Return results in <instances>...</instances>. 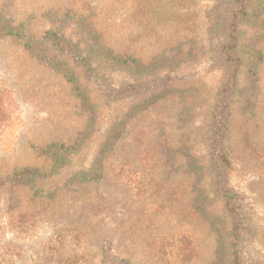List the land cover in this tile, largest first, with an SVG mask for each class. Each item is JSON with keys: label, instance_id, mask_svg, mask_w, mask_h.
Masks as SVG:
<instances>
[{"label": "rangeland", "instance_id": "374dc122", "mask_svg": "<svg viewBox=\"0 0 264 264\" xmlns=\"http://www.w3.org/2000/svg\"><path fill=\"white\" fill-rule=\"evenodd\" d=\"M249 5L222 146L243 258L264 264V0ZM232 7V0H0V27L34 44L31 51L27 38L0 36V264H228L233 220L214 192L210 137L223 78L224 34L215 23ZM93 36L144 71L95 58L85 41ZM253 50L259 59L248 57ZM54 142L74 149L50 173L40 151ZM97 157L99 179L70 180ZM25 168L47 174L36 193L13 180ZM198 190L207 194L202 216Z\"/></svg>", "mask_w": 264, "mask_h": 264}, {"label": "trees", "instance_id": "16d2710c", "mask_svg": "<svg viewBox=\"0 0 264 264\" xmlns=\"http://www.w3.org/2000/svg\"><path fill=\"white\" fill-rule=\"evenodd\" d=\"M250 0H232L233 7L228 15L224 16L221 20L215 23L216 28H222V33L224 34L223 40L221 42V69H222V82L221 86L216 94L215 103L213 104V109L211 112L212 120V130H211V142H210V152H211V165L214 170V192L217 197L220 198L222 206L227 213L231 215L233 220L232 223V239L228 243L226 250L223 254H227L225 262L228 264H247L243 258L244 241L242 238V227L241 218L238 217L237 204L235 202L236 194H233L229 188L225 186L226 179V166L229 161L224 148L222 146V137L226 124L227 116V98L229 96L230 90L234 83L235 75L237 73L240 60L237 55L238 49V26L240 21L249 14L251 5H249ZM15 35L17 37L27 38L18 29L6 24L0 27V36L3 35ZM46 36H53L52 33H46ZM56 38V37H55ZM87 50L93 52L95 58H100L102 62H106L108 65L117 66L120 68H128L130 71L137 73H142L144 67H142L135 59L122 58L116 54L111 53L107 49H103L96 38H86ZM25 47L32 51L33 43H30L29 39L25 41ZM250 59L257 60L260 58L259 51H250ZM61 62L57 63V68L62 71L63 76L66 77L68 81L74 82L73 73L68 71L65 67L61 66ZM251 71V67L249 68ZM77 87H75L76 89ZM1 93V92H0ZM81 102L86 103L87 98L77 91ZM3 105H2V104ZM6 110V106L1 101L0 97V114H3V110ZM1 116V115H0ZM0 128V133H1ZM117 133L114 131L110 136H108L99 148V155L104 154L114 143L117 138ZM71 146H65L62 143H50L41 149V153L50 159L51 170L50 173H54L60 166H64L68 162V155L66 152L73 150ZM101 158H95L88 169L78 170L70 176V180L76 182H86L91 180H97L101 177ZM40 171L31 168H25L20 171H15L13 173V180L19 183H24L28 185L31 189H35V193L39 189L38 181L44 177ZM199 193L196 195L194 201L195 212L202 215L207 214L208 209L204 202L207 199V194L204 191L198 190ZM117 264H129L125 259L120 258L116 260ZM258 263V262H256ZM254 263V264H256Z\"/></svg>", "mask_w": 264, "mask_h": 264}]
</instances>
